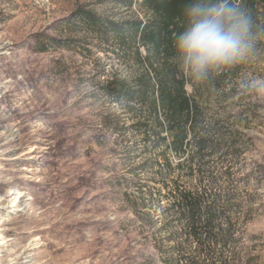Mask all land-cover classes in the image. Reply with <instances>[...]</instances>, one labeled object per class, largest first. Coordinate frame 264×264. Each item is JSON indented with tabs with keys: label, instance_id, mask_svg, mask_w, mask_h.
Returning <instances> with one entry per match:
<instances>
[{
	"label": "rangeland",
	"instance_id": "rangeland-1",
	"mask_svg": "<svg viewBox=\"0 0 264 264\" xmlns=\"http://www.w3.org/2000/svg\"><path fill=\"white\" fill-rule=\"evenodd\" d=\"M84 11L106 23L150 14L113 0H0V264H182L177 250L189 240H171L178 221L165 223L158 199L165 184L201 181L217 193L230 187L236 225L212 259L189 264H264V98L239 89L264 78V22L253 19L255 56L188 83L199 126L229 153L230 178L208 183L187 165L167 175L162 165L183 159L171 150L159 159L165 145L147 144L109 89L142 71L134 51L145 48L75 16Z\"/></svg>",
	"mask_w": 264,
	"mask_h": 264
},
{
	"label": "trees",
	"instance_id": "trees-1",
	"mask_svg": "<svg viewBox=\"0 0 264 264\" xmlns=\"http://www.w3.org/2000/svg\"><path fill=\"white\" fill-rule=\"evenodd\" d=\"M113 1L129 8L138 5L150 14L145 20L124 23L108 21L109 24L88 11L75 14L78 19L100 25L105 34L111 35L121 45L133 48L138 42L146 50V55L141 53L140 46L135 47L134 51L143 65L142 71L130 79L113 80L109 87L110 93L116 97V101L124 103L127 110L134 114L131 125L137 127L138 131L149 139L147 144L153 143L155 149L165 145V148L156 154L159 159L165 162L166 158H161L160 153L170 150L179 160L183 159L176 167L172 164L162 165L168 176H174L177 168L187 165V169L193 172L192 177L201 175L204 182L208 180L209 183L210 179L213 182L229 179L232 174H228V160L225 158L229 153L223 152L225 146L222 145V139L214 138L209 131L202 130V126H199L200 106L189 94V81L177 69L175 63L172 37L175 32L181 30L179 14L187 0ZM234 2L237 3L238 0ZM239 4L248 11L254 21L264 22V0H239ZM152 137L154 140L151 141ZM168 138H171L169 142ZM221 151L224 155L220 161L221 165H210L204 161L206 157ZM148 152L151 153L149 150ZM148 167L142 164L137 169H153L155 165ZM201 167L203 170L199 169ZM200 185L202 186L188 188L176 186L174 183L165 184L162 190H166L167 195L158 199L164 213L159 211L165 214V223L168 224L173 219L178 221L173 225L176 236L171 240L180 244L189 240V248L177 250V255H183V258L179 259L182 264H189L195 258L204 261L212 259V254H216L218 249L222 250V244L226 246L234 235L236 224L232 218L233 205L230 204L232 200L228 190L230 187L226 188L227 191L224 188L217 193L213 192V188H207V184L203 186L202 181ZM151 197L152 194H149L148 198ZM164 201L167 206H163ZM146 207L148 206H144Z\"/></svg>",
	"mask_w": 264,
	"mask_h": 264
},
{
	"label": "clouds",
	"instance_id": "clouds-1",
	"mask_svg": "<svg viewBox=\"0 0 264 264\" xmlns=\"http://www.w3.org/2000/svg\"><path fill=\"white\" fill-rule=\"evenodd\" d=\"M181 30L172 37L177 69L191 83L209 73L250 60L259 34L246 9L234 0H187L180 11ZM242 94L264 98V78L242 80Z\"/></svg>",
	"mask_w": 264,
	"mask_h": 264
}]
</instances>
